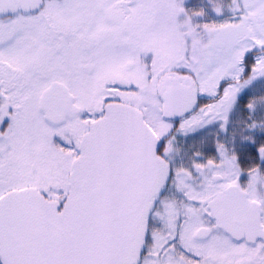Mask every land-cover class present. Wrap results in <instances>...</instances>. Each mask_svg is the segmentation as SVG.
Here are the masks:
<instances>
[{"label": "snow or ice", "instance_id": "6c2138e0", "mask_svg": "<svg viewBox=\"0 0 264 264\" xmlns=\"http://www.w3.org/2000/svg\"><path fill=\"white\" fill-rule=\"evenodd\" d=\"M0 264H264V0H0Z\"/></svg>", "mask_w": 264, "mask_h": 264}]
</instances>
